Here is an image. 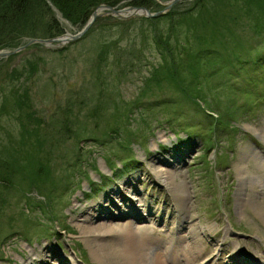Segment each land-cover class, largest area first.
Returning a JSON list of instances; mask_svg holds the SVG:
<instances>
[{
	"label": "rangeland",
	"instance_id": "obj_1",
	"mask_svg": "<svg viewBox=\"0 0 264 264\" xmlns=\"http://www.w3.org/2000/svg\"><path fill=\"white\" fill-rule=\"evenodd\" d=\"M123 3L116 7H126ZM194 3L176 2L171 11L177 14ZM163 7L164 2L158 0L151 9L157 12ZM52 9L64 34L82 29L83 25L73 24L54 6ZM224 10L228 11L226 7ZM98 11L101 14L97 20L78 39L65 44L34 43L0 57V98L5 92L10 101L14 100L9 76L13 70L22 71L21 87L28 89L26 94L38 117L36 123L43 127L40 134L45 145L38 151L36 136L31 135L22 151L34 152L33 158L28 156L30 160L42 157L48 165V180L41 186L29 185L26 179L23 183L28 168L23 163L14 170L13 184L0 186V264H23L30 257V264L59 261V257H52V262L42 259L51 252L48 248L59 252L67 264H96L92 242L86 241L79 226L81 212L92 204L100 210L109 209L101 221L113 227L133 221L124 215L139 211L141 218L133 221L135 227L147 228L151 238L162 242L160 248L169 238L180 251L193 248L188 264H237L244 256L264 264V84L259 80L264 66L259 72L249 73L254 67L251 57L259 60L264 55V35H257L249 16L244 15L231 21L228 34L209 45L207 40L189 36L195 14L181 17V26L172 38L179 35L186 47L183 54L175 53V58L182 61L187 80L193 75L192 65L205 76L202 88L197 85L203 94L187 97L166 84L145 88V78L163 61L158 47L146 40L145 34L163 28L170 14L151 24L139 14L123 17L108 13L106 8ZM49 15L51 12L44 17ZM33 17L34 35L26 36L23 43L30 38L51 37L38 14ZM224 24V20L215 24L218 32L223 31ZM204 32L212 38L211 31ZM105 47L109 50L101 62L100 52ZM196 51H202L198 58L189 55ZM242 57L246 63L240 67ZM109 68L118 75L126 73L111 78L105 88L96 80ZM144 90L149 91L145 94ZM100 92L104 99L124 98L128 106L135 107L126 128L137 133L129 136L127 144L136 161L127 166L119 156L130 154L122 150L125 132L102 142L103 135L112 131L103 120L105 114L101 119L91 113ZM82 99L84 102H80ZM67 106L72 109L70 126L63 121ZM212 111L216 116L210 114ZM20 122L10 114L0 118V148L8 140L15 148L19 146ZM186 124L197 125L190 128L192 134ZM215 124L222 128H211ZM170 157L173 164L168 168L173 174L169 181L161 177L162 181L155 170L166 168L162 161ZM241 166L248 179L244 177L246 185L240 195L245 198L239 204ZM122 181H131L133 189L139 191L136 197L143 201L131 198V193L122 189ZM116 189L121 192L114 194ZM122 195L135 202H123ZM96 219L94 216L92 220ZM44 227L51 231H38ZM113 240L117 236L107 235L104 242Z\"/></svg>",
	"mask_w": 264,
	"mask_h": 264
},
{
	"label": "trees",
	"instance_id": "obj_2",
	"mask_svg": "<svg viewBox=\"0 0 264 264\" xmlns=\"http://www.w3.org/2000/svg\"><path fill=\"white\" fill-rule=\"evenodd\" d=\"M194 2V5L192 7L190 6L188 10L185 9L177 14L172 13V11L170 10L158 17H143V19L148 20L149 23L154 24L157 22V19L168 17V14L171 15L169 23L166 24L163 28L155 30L153 34H145V39L153 41L163 57V61L158 66H155L150 75L145 78V88L147 87L149 90H151L155 87L162 88V86L167 85L177 91H180L181 94L187 97L192 96L198 98L199 95L203 94L201 89L197 85L201 87L202 79H205V76L204 74L198 72L197 65V68L192 65V68L190 69L193 75L187 80V78L185 77L186 73L184 72V67H181L182 61L180 59L178 61V59L175 58V53L183 54V48L186 47V45L183 44L179 39V35L178 37L177 35H174V38H172L174 30L180 28V18L184 15H188L190 13L195 14L193 16L195 25L191 26L192 30L191 28H188L192 31L189 36H196L198 37V39L207 40L209 41V45L215 44L221 36L228 34L227 29H229L231 21L236 22L238 21L240 16L242 17L244 15L249 16L252 27L257 32V35H264V0H194ZM50 3L57 9V11L64 19L71 21L73 24L83 25L92 14L94 8L100 3H109L111 5H118L120 3H123V5H143L152 8L158 5V0H0V49L14 48L20 45L26 36L34 35V33L31 32V30L34 29V27L31 25L34 14H38L40 21H44L46 23L47 34H49L50 36L62 34L65 31L64 27L54 16L53 9ZM224 7H226V9L228 10L227 12L224 10ZM43 9L46 11L42 12ZM48 12H51V15L45 18L44 15ZM235 12L237 14L235 17H233V14ZM206 13L208 16H205ZM176 15L177 17H175ZM219 20L225 21V24L222 26V32H218L217 29L219 28V26L216 27ZM196 25L198 26V29ZM199 26H201V28ZM209 27V30L206 29ZM215 27L216 29H214ZM199 30L201 32H199ZM193 31H197L198 34L194 33ZM202 31H211L212 38L208 39V36L205 34V32L203 33ZM173 40H175L174 43ZM241 44H243V41ZM108 50L109 47H105L101 50L99 56L101 62L105 60V56ZM250 51L251 49L248 50V53ZM199 52L202 53V51H196L195 53H190L189 55L191 57L198 58L197 55L199 54ZM243 57L240 61V67H242L243 64L246 63ZM251 58V63H253L254 67L250 68L249 73L258 71L260 68H263V54L259 57V60H254L253 57ZM236 59L238 60L240 59V57H237ZM120 64L121 66H123L122 63ZM99 71L101 72V70ZM14 72L15 70H13L11 72V76H9L13 82H10L11 85L8 83V86H11V94L14 100L10 101V98H7V93L5 92L1 94L0 118L6 114L14 115L16 116L17 120H21L20 123L23 125V128L20 131L21 138L20 141H18L19 146L15 148L12 141L8 140L9 143H3L4 146L0 148V186L3 185L4 187H9L10 183L13 184L15 177L14 170L16 169V166L21 163H23L24 166H28L25 173L26 178H24L23 183L25 184L26 179V183L29 185L35 184L41 186L42 183L48 180V165H46V161L42 157L30 160L28 156H31L33 158L32 155L34 152L24 153L22 149L28 143L27 139L31 135L36 136L38 151L42 148V146L45 145V138L43 136V133L40 134V129L43 130V127L38 126V124L36 123L38 117L36 116V111L32 107L28 93L26 94L28 89H23V87H21L20 80L23 72L17 70L16 73ZM123 73L124 72H122L120 75L115 74L113 73V70L109 68L108 73H104L105 75L99 76L98 74L97 77H99V80L97 79L96 81H98L102 87L106 88V85H109L111 78L115 79L114 77L116 76H124L126 72L124 74ZM193 76H195L196 78ZM261 76L262 78L259 80L264 84V74H261ZM112 82H115V80ZM149 90H144L142 92L147 94ZM102 95L103 93L100 92L99 95L96 96L98 103L95 105V108L92 107L91 113H93V117L97 116L101 117V119L105 114L106 119L105 117L103 118L106 120L105 124L106 126L108 125V130L112 131V133L108 132L106 137L103 135L102 142L110 141L113 138H116L117 133H120L122 136L125 132L126 136H124V139L121 141V143L124 145L122 150H124L125 152H130V154H121L119 156L124 160L123 163H125V165L127 166L130 162L136 161V159L132 157L131 148L127 147V144L130 142L129 136L133 135L134 137V135H137V133L131 132V129L126 128V123L130 122L129 116L131 115L135 107L133 108L131 106H128L129 103H127L124 98L115 99L113 97L111 99L110 96L109 99H104V96ZM107 95L108 94H106V96ZM25 97H28V100H26ZM11 102L12 104L10 105ZM81 102H84V99H82ZM111 102L113 103V106L110 105ZM112 107L114 108L112 109ZM71 110L72 109L69 106H67V108L65 109L66 114L64 115L65 119L63 121L66 126H70V121H73L70 119ZM74 117L76 116L74 115ZM126 119L127 122H125ZM204 120H207L206 116ZM208 125L210 128L211 123ZM186 126L189 129H193V126L197 125L186 124ZM228 126L229 125H224V127ZM213 127L220 129L222 128V125L219 127L218 124H215L211 128ZM127 129L128 131H126ZM192 131L193 130L189 131L190 134L193 133ZM10 136L12 135L10 134ZM44 154L47 155V151ZM109 161L112 160L109 159ZM24 176L25 175H23L22 177ZM2 199L3 197L0 190V200ZM44 230L48 232L51 231V229L48 227H44V229L40 228V230L38 231ZM11 234H13V232L8 235Z\"/></svg>",
	"mask_w": 264,
	"mask_h": 264
},
{
	"label": "bare ground",
	"instance_id": "obj_3",
	"mask_svg": "<svg viewBox=\"0 0 264 264\" xmlns=\"http://www.w3.org/2000/svg\"><path fill=\"white\" fill-rule=\"evenodd\" d=\"M172 157L168 159V161H162V164H166L165 167H157L155 172L159 179L161 177L164 178V180H170L171 175L170 170L168 166H172L173 160H171ZM177 157H173L175 159ZM176 160V159H175ZM161 164V165H162ZM242 169V170H241ZM240 172V180L241 185L238 190V200L239 204H241L244 201L245 197H241L240 195L243 191V188L246 185V179H248L246 172L243 170V167L239 168ZM243 171V172H242ZM245 177V178H244ZM253 179V178H252ZM163 181V179H161ZM124 182V183H123ZM173 182V180H172ZM250 182H252L250 180ZM124 190L130 192L131 198H136V201H143V199L136 197L138 194V190L133 189L131 185V181L125 182L122 181ZM121 192L120 189H116L114 194H119ZM133 195V196H132ZM121 196V195H119ZM122 200L129 201V202H135L132 201L127 196L125 197L122 195ZM110 200V197L107 198V201ZM112 203L111 200L109 202ZM118 205L116 204V207ZM134 206V205H131ZM137 206V205H136ZM109 212V209L100 210L96 204H92L90 206L86 207V210L81 212V222L79 223V226L82 230V232L86 236V241L88 243H91V251L94 255V258L96 259V264H169L172 262V264H188L189 259L192 258L193 254V248L191 246L182 249L181 251L177 249L176 245H174L172 242H168L162 245V242L156 239L151 238L149 236L150 233L147 232V228L142 226V228L135 227L133 221H137L138 218L141 217L140 212L136 213H130L128 215H124L125 217L128 216L133 221H128L127 223H124L120 226H110L105 222H102V218H105L107 216L103 215V213ZM94 216H97L98 219L92 220ZM97 221V222H92ZM100 221V222H99ZM107 235H111L112 237L117 236V240L104 242V239ZM191 237V236H190ZM103 240V241H102ZM179 240V238H178ZM177 242V241H176ZM189 245V244H187ZM159 246V248H158ZM47 258H43L45 260H50L52 262L53 258H58L59 261L55 260L52 264H67L65 259L60 255V253L53 251V249L48 248ZM37 251H34L33 255L36 254ZM44 255V257L46 256ZM53 257V258H52ZM62 259V260H61ZM33 260V257H30L28 260H24L23 264H30ZM183 262H182V261ZM42 261V260H41ZM236 261V259H235ZM237 264H262L261 260H252L248 257H241L237 261ZM69 263V262H68ZM40 264H47L46 262H41ZM233 264V263H232Z\"/></svg>",
	"mask_w": 264,
	"mask_h": 264
},
{
	"label": "water",
	"instance_id": "obj_4",
	"mask_svg": "<svg viewBox=\"0 0 264 264\" xmlns=\"http://www.w3.org/2000/svg\"><path fill=\"white\" fill-rule=\"evenodd\" d=\"M177 1H181V0H171L169 3L166 4L165 6V9H169L171 7V5ZM107 7H110L109 5H105ZM112 9V11L114 13H121V11H124V10H133L134 12H139L140 13H143L145 15H149V16H153V15H158L160 13H162L164 10H160V11H157V12H151L148 8L144 7V6H130V7H127V8H123V9H115L113 7H110ZM97 13L94 12L93 14V17L90 19V21L86 24L85 28L77 33V34H74V35H68V37L66 39L70 40V39H75V38H78L80 37L83 32L90 26L91 22L95 19ZM57 40H64L60 37H54V38H46V39H43V38H33V39H30L27 43H25L24 45H21L15 49H11V50H0V57L1 56H7V55H11V54H14L20 50H22L23 48H25L27 45H29L30 43L32 42H35V41H43V42H54V41H57Z\"/></svg>",
	"mask_w": 264,
	"mask_h": 264
}]
</instances>
